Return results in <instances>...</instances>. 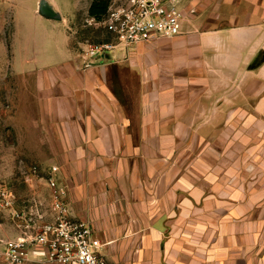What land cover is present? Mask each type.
I'll return each instance as SVG.
<instances>
[{
	"label": "crops",
	"instance_id": "1",
	"mask_svg": "<svg viewBox=\"0 0 264 264\" xmlns=\"http://www.w3.org/2000/svg\"><path fill=\"white\" fill-rule=\"evenodd\" d=\"M207 1L210 8L193 13L195 0H178V35L116 45L90 67L66 28L43 33L42 47L29 29L14 46L20 129H31V156L45 176L68 185L72 215L91 222L111 264H200L199 193L183 191L177 129H194L199 118L248 116L243 111L264 117L262 69L246 77L263 47L262 0ZM30 47L40 57L30 58ZM42 181L38 194L49 200ZM207 214L209 232L211 201ZM247 227L264 231V222H240L239 256L262 245L264 264V232L259 242L257 233H243ZM206 240L209 257L215 239Z\"/></svg>",
	"mask_w": 264,
	"mask_h": 264
},
{
	"label": "rangeland",
	"instance_id": "2",
	"mask_svg": "<svg viewBox=\"0 0 264 264\" xmlns=\"http://www.w3.org/2000/svg\"><path fill=\"white\" fill-rule=\"evenodd\" d=\"M90 2L0 0V187L13 190L20 198L39 196L37 181L42 180L32 169L38 164L31 156V129H20L18 111L23 103L19 101L21 91L13 64L14 46L19 49L18 43L26 38L29 29H33L38 47H42L40 37L43 33H64L65 28L76 49L89 43L113 42L112 33L89 16ZM193 3L191 10L197 9V13L207 10L204 5L208 8L212 5L207 0ZM260 5L257 13L261 14L262 22L257 21V29H262L263 47L256 59L247 64L246 77H253L256 67L258 73L262 69L264 77V0ZM245 23L250 27L254 21ZM44 46L46 51L54 47L49 42ZM29 51L30 58L40 57V49L30 47ZM247 88L253 90L254 86ZM262 88L264 90V85ZM241 113L248 116L199 118L194 119V129H177L176 140L182 144V149L176 151V156L182 157L183 191L188 195L187 191L192 189L199 193L200 264H257L256 260L258 264L263 263L262 245L257 254L252 244L247 247L246 257L239 256L240 222L246 221L248 225L264 222V117L256 116L254 111ZM208 201L215 205L214 230L209 232L206 228ZM12 223L8 217L0 215V245L2 240L16 236ZM244 232L248 236L252 234L253 238L257 233L259 242L263 241L261 228L251 230L247 227ZM212 237L215 252L206 257V239ZM0 264H5L1 255Z\"/></svg>",
	"mask_w": 264,
	"mask_h": 264
},
{
	"label": "built area",
	"instance_id": "3",
	"mask_svg": "<svg viewBox=\"0 0 264 264\" xmlns=\"http://www.w3.org/2000/svg\"><path fill=\"white\" fill-rule=\"evenodd\" d=\"M182 17L178 0H109L106 13L96 20L112 33L114 41L87 44L84 64L90 67L95 58L119 44L176 36ZM32 169L46 180L50 199L35 194L20 198L13 190L0 187V215L8 217L16 230L14 238L2 240L4 263L111 264L104 252L106 243L91 222L72 215L68 185L53 175L45 176L38 165Z\"/></svg>",
	"mask_w": 264,
	"mask_h": 264
},
{
	"label": "trees",
	"instance_id": "4",
	"mask_svg": "<svg viewBox=\"0 0 264 264\" xmlns=\"http://www.w3.org/2000/svg\"><path fill=\"white\" fill-rule=\"evenodd\" d=\"M109 7V0H93L89 7L90 17L100 19L104 15Z\"/></svg>",
	"mask_w": 264,
	"mask_h": 264
}]
</instances>
